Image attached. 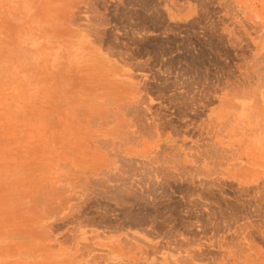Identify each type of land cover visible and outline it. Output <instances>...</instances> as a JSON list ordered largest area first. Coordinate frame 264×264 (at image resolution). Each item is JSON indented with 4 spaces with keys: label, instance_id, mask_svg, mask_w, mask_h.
Here are the masks:
<instances>
[{
    "label": "rangeland",
    "instance_id": "1",
    "mask_svg": "<svg viewBox=\"0 0 264 264\" xmlns=\"http://www.w3.org/2000/svg\"><path fill=\"white\" fill-rule=\"evenodd\" d=\"M0 264H264V0H0Z\"/></svg>",
    "mask_w": 264,
    "mask_h": 264
}]
</instances>
